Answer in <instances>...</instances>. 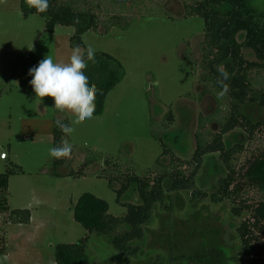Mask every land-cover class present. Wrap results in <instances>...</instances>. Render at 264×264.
Here are the masks:
<instances>
[{
  "label": "rangeland",
  "instance_id": "1",
  "mask_svg": "<svg viewBox=\"0 0 264 264\" xmlns=\"http://www.w3.org/2000/svg\"><path fill=\"white\" fill-rule=\"evenodd\" d=\"M76 1L78 7H89L92 1L99 4L103 23L121 17L111 18L113 25L106 33L105 27L99 28L100 33L87 31L81 41L85 47L87 41H94L97 52L116 58L125 71L122 81L107 94L102 114L82 120H76L77 112L71 106L55 108L51 97H44L40 104L28 75L29 69L47 55L59 63L70 58L73 28L56 26L54 32H46L42 16L24 17L19 0H0V154L7 155L6 161L0 160V174L11 167L22 170L9 177L7 205L11 210L31 207L43 223L34 232V242L40 243L35 251L27 249L12 264H55L57 244L75 243L87 235L86 252L91 264H200L195 258L210 249L218 253V264H245L238 255L241 242L237 228L249 213L234 216L230 199L212 202L210 196L217 191V183L213 178L202 183L205 171L198 174L192 190L204 191L206 198L192 199V190L165 192V202L155 205L152 219L145 226L137 258L117 253L106 238L89 234L74 220V204L83 193L104 200L108 213L115 217L126 213L108 181L96 175L103 166L101 159L85 168L84 176L66 174L77 172L89 154L95 158L98 154L103 158L119 155L121 170L127 162L138 172L152 167L158 158L168 165L172 156H161L163 147L153 137L156 132L175 158L190 160L199 119L210 118L205 125L216 131L212 117L215 113L220 116L216 110L220 104L212 94L200 97L199 46L204 21L199 16L185 17L184 6L199 0ZM246 1L264 12V0ZM244 55L247 60H255L250 50H244ZM220 102L225 106L224 100ZM246 112L254 118L262 111L248 107ZM169 113L172 123L167 125ZM58 119L71 120L76 126L68 130L72 151L55 165L50 147ZM245 137L244 131L236 129L224 140L230 145ZM263 148L264 130L256 132L250 141L245 139L236 169L244 167L246 160ZM181 169L190 170L185 165ZM169 183L164 182L165 191ZM249 195L256 198L253 191ZM121 200L138 203L139 197L131 188ZM8 225L6 214H0V240ZM12 237L13 233L11 245Z\"/></svg>",
  "mask_w": 264,
  "mask_h": 264
},
{
  "label": "trees",
  "instance_id": "2",
  "mask_svg": "<svg viewBox=\"0 0 264 264\" xmlns=\"http://www.w3.org/2000/svg\"><path fill=\"white\" fill-rule=\"evenodd\" d=\"M78 2L49 0L46 12H38L28 0H19V7L24 17L32 14L42 16L46 32H54L56 26L72 27L71 40L75 46L87 31L99 32L100 27H105L103 33H106L113 25L112 17L104 23L101 21L99 4L92 1L89 7H78ZM184 9L185 17L199 16L204 21L199 46L201 71L198 80L202 86L200 97L212 94L220 104L216 109L219 118L216 117L217 113L212 117L217 124L216 131L207 129L205 125V121H211L210 118L205 117V121L199 119L195 149L190 160L175 158L167 144L163 143V138L153 133L154 139L163 147L161 156L169 153L172 157L168 165L161 163L158 158L152 167L142 168L138 172L132 164L123 161L124 170H121L119 155L103 158L98 154L95 158L89 154L77 172L66 174L84 176L85 168L101 159L103 166L100 165V173L96 175L108 181L117 194V202L126 207V213L123 217H115L108 213V205L104 200L83 193L74 204L73 218L89 234L95 233L106 238L117 253L137 258L141 251L140 243L144 240L145 226L152 219L155 205L165 202V192L192 190L198 174L205 171L202 183L210 178L216 179L217 183V191L210 196L212 202L230 199L234 204L231 209L234 216H241L242 212L249 213L237 228L241 261L245 264H264V148L246 160L244 167H235V161L244 150L245 139L250 141L256 132L264 130V12L257 11L246 0H199L193 4L187 3ZM112 19L120 20L121 17ZM244 50H250L255 60H247ZM88 69L92 73L91 79L100 89L93 115L99 116L103 112L107 94L122 81L125 71L116 58L105 52H97L95 57H89ZM223 71L229 73L228 80L223 79ZM261 74L262 79L259 77ZM224 84L228 85V91L220 96L218 93ZM220 100L225 101V106ZM248 107L262 112L253 118L246 112ZM166 119L167 125L172 123L171 113ZM236 129L244 131L246 137L229 145L224 136ZM52 136L53 144L60 142L61 137H68V130L56 121ZM64 154H54L55 165L62 163ZM184 165L190 168L187 169L189 172L181 169ZM13 169L7 168L5 173L0 174V214H6L7 225L29 224V209L11 210L7 205L9 177L22 172L20 168ZM140 172L143 174L139 175ZM166 180H170V183L165 191L163 184ZM114 182L119 184L118 188ZM131 188L137 192L138 203L121 200ZM250 191L256 198L249 195ZM191 197L199 200L206 198L207 194L196 189L192 190ZM5 236L6 233L0 240V254L6 253ZM87 239L88 235L75 243L57 244L54 250L55 264H91L86 252ZM218 256L210 249L195 260L200 264H218Z\"/></svg>",
  "mask_w": 264,
  "mask_h": 264
},
{
  "label": "clouds",
  "instance_id": "3",
  "mask_svg": "<svg viewBox=\"0 0 264 264\" xmlns=\"http://www.w3.org/2000/svg\"><path fill=\"white\" fill-rule=\"evenodd\" d=\"M38 12H46L49 0H28ZM78 41L71 50L70 58L64 62H55L47 55L38 64L29 69V81L35 96L43 103L44 97L53 98L54 107L71 106L76 112V120L92 119L96 110V97L100 92L97 85L91 79L92 73L88 69L89 57L97 55V46L94 41H87L86 47ZM224 80L229 79V73H221ZM228 91V85L224 84L218 95L223 96ZM64 129L71 130L76 125L67 119H58ZM73 142L66 136L61 137L60 142L51 145L52 153L59 156L61 153L71 152Z\"/></svg>",
  "mask_w": 264,
  "mask_h": 264
},
{
  "label": "crops",
  "instance_id": "4",
  "mask_svg": "<svg viewBox=\"0 0 264 264\" xmlns=\"http://www.w3.org/2000/svg\"><path fill=\"white\" fill-rule=\"evenodd\" d=\"M2 160V159H0ZM6 161V160H2ZM29 207V206H26ZM31 210V220L29 224H9L6 228V253L0 254V264H12L15 257L23 254L27 249H35L40 243L34 242V232L43 226L42 222L35 217L33 208ZM13 233L12 244H10V234ZM33 237V239L31 238Z\"/></svg>",
  "mask_w": 264,
  "mask_h": 264
},
{
  "label": "built area",
  "instance_id": "5",
  "mask_svg": "<svg viewBox=\"0 0 264 264\" xmlns=\"http://www.w3.org/2000/svg\"><path fill=\"white\" fill-rule=\"evenodd\" d=\"M0 159L6 160L7 159V155L5 153H1L0 154Z\"/></svg>",
  "mask_w": 264,
  "mask_h": 264
}]
</instances>
